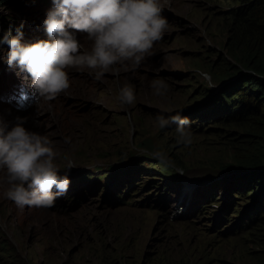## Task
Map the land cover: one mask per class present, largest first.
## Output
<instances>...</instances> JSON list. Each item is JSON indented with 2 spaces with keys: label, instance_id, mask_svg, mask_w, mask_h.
Here are the masks:
<instances>
[{
  "label": "rangeland",
  "instance_id": "374dc122",
  "mask_svg": "<svg viewBox=\"0 0 264 264\" xmlns=\"http://www.w3.org/2000/svg\"><path fill=\"white\" fill-rule=\"evenodd\" d=\"M235 2L160 0L168 27L139 69H121L118 77L106 73L102 81L94 80L88 70H69L74 83L86 82L99 90L105 84V93L112 96L101 91L97 97L103 108L94 111L73 106V126L59 119L61 131L54 137L50 127L30 129L35 120L45 118V109L35 112V106L30 107L28 113L34 117L29 114L24 127L53 141L58 152L54 163L70 179L65 193L70 198L61 195L50 208L21 209L4 198L2 188L0 264L257 263L264 242L259 186L255 183V192L250 193V188L240 191L233 183L242 176L235 154L264 145V136L257 137L249 121L221 123L214 116L208 118L213 110L210 95L220 82L210 70L228 66V10ZM10 6L0 5V40L9 29L15 36L21 25L22 43L48 39L43 22L53 9L52 0H28L22 9ZM75 35L81 43L87 42L79 32ZM90 43L81 50H89ZM9 50L7 44H0V67L6 68L0 69L3 86L9 75L14 76L11 70H17L4 63ZM156 78L168 84L166 95L154 94L151 82ZM125 84L134 88L132 105L117 99L119 87ZM4 95L0 91V99ZM21 95L32 93L18 88L17 105ZM158 114L188 118L193 143L177 144L175 125L159 128ZM157 150L165 152L174 166L160 164L153 157ZM3 176L0 171V186ZM186 180L196 186L193 208L168 210L166 193L178 192ZM195 198L196 204L200 199L208 203L198 214ZM49 220L53 227L45 229Z\"/></svg>",
  "mask_w": 264,
  "mask_h": 264
},
{
  "label": "clouds",
  "instance_id": "9594fccd",
  "mask_svg": "<svg viewBox=\"0 0 264 264\" xmlns=\"http://www.w3.org/2000/svg\"><path fill=\"white\" fill-rule=\"evenodd\" d=\"M52 3L53 9L43 22L47 40L22 43V25L15 36L9 29L0 40V44H7L10 49L3 57L4 63L27 73L26 80L31 78L37 108L69 89L70 69L88 70L96 81H102L106 73L118 77L121 69H139L168 27L160 0H52ZM76 32L87 34L86 39L91 42L89 50H81ZM225 84L226 81H220L217 89ZM151 88L155 95L164 96L168 84L163 78H156ZM117 99L122 105H132L135 102L133 86H120ZM155 120L161 129L175 125L177 144L187 147L193 143V132L186 127L190 124L188 118L158 114ZM200 120L204 122L203 118ZM25 122L26 118L21 117L14 122L0 120V171L4 173L2 183L6 185L3 196L21 209L50 208L59 196L70 198L65 194L70 179L67 173L61 175L54 163L58 152L53 141L45 134L29 131L24 127ZM64 142L70 143V138ZM153 157L166 167L174 166L163 151H155ZM72 166L69 161L68 169ZM239 174L242 175L240 171ZM241 178H236L233 186L242 191L241 185L243 191L250 188V193L255 192L256 182L250 179L242 183ZM258 194L264 203L261 187ZM201 200L204 201L200 199L196 204L195 198L194 205H199Z\"/></svg>",
  "mask_w": 264,
  "mask_h": 264
},
{
  "label": "trees",
  "instance_id": "16d2710c",
  "mask_svg": "<svg viewBox=\"0 0 264 264\" xmlns=\"http://www.w3.org/2000/svg\"><path fill=\"white\" fill-rule=\"evenodd\" d=\"M27 2L0 0V5L6 3L22 9ZM228 17L231 18L230 60L221 70L211 69L213 76L226 84L210 95L211 114L221 123L223 119L249 121L254 134L261 137L264 136V0H236L228 10ZM235 157L241 164L238 170L242 173V183L250 179L258 183L264 199V145L247 147ZM256 264H264V242Z\"/></svg>",
  "mask_w": 264,
  "mask_h": 264
},
{
  "label": "bare ground",
  "instance_id": "6f19581e",
  "mask_svg": "<svg viewBox=\"0 0 264 264\" xmlns=\"http://www.w3.org/2000/svg\"><path fill=\"white\" fill-rule=\"evenodd\" d=\"M25 21L28 20L25 19ZM13 22H16L17 24L16 20H13ZM79 34L82 38L86 39L85 33L79 32ZM34 37H36L37 39H41V37H39L38 35H35ZM35 41L36 40L33 38V42ZM88 43H90V41L87 40V42L81 43V45ZM2 67H0V69H2ZM3 70L5 71L6 68L3 67ZM11 71L12 73H14V76L12 77L9 75L8 83L5 84L4 86L0 85V91L5 94L3 98L0 99V120H2V116L6 114V117L2 120L4 122H14L17 117H21V118H29L30 116L34 117L33 114H30L28 112H30L29 110L30 107L35 106L34 108L35 112H37V110L42 111L43 109H45V112L43 113L45 118L42 121L35 120L33 124L30 125V129L41 131L44 128H46L45 131H48L50 127L51 131H53V133L50 135H53L51 137H54L56 134H58V132L61 131V125L56 123L58 122L59 119H63L68 124L73 126V121H76L74 119L75 118L74 114H76V111L73 109V106H80L83 108L87 107L88 111L89 110L94 111L97 108H103V105L100 104L101 100L97 96L101 91L105 93V88H104L105 84L103 86V89L99 90V89H95L86 82L77 81L76 83H74L73 77L70 74V72H69V77L71 84L69 89L66 90L65 92H62L55 100L50 101L48 103H43L37 108L35 104V97L33 96V90L31 88V78L28 77V79L26 80L25 77L27 76V73L20 72V69L18 67L17 70H11ZM2 82L3 81H0V83ZM18 88H20L21 92L32 93V96L25 101L24 107L20 106V102L17 105L15 91L18 92ZM105 95H110L109 91L105 93ZM70 97H72L73 101L69 99ZM69 102L72 103L69 104ZM207 123H209V121H207ZM61 136H64V134L61 133ZM88 162H94V161H88ZM140 177L141 176L139 175L137 179H135L134 181L137 183ZM5 187L6 185H1L0 191L2 188L4 191ZM195 191H196V186L194 182L190 180L184 181L183 187L178 192H174V194H172L171 190L169 189V191L166 193L167 204L170 206L168 210L174 211L176 208H181L183 210H191L193 208V199H194ZM203 202L204 201L201 200L199 205L197 206L194 205V209L197 210V214L203 211V209L206 208V205H208V203L206 202L203 203ZM195 213H196L195 211H192V214ZM47 216L48 214H45L44 219L47 218ZM218 219L221 220L222 218H218ZM52 227H53V222L49 220L46 223L45 229H52Z\"/></svg>",
  "mask_w": 264,
  "mask_h": 264
},
{
  "label": "water",
  "instance_id": "95a60500",
  "mask_svg": "<svg viewBox=\"0 0 264 264\" xmlns=\"http://www.w3.org/2000/svg\"><path fill=\"white\" fill-rule=\"evenodd\" d=\"M214 86H216V85H214ZM217 87V86H216Z\"/></svg>",
  "mask_w": 264,
  "mask_h": 264
}]
</instances>
